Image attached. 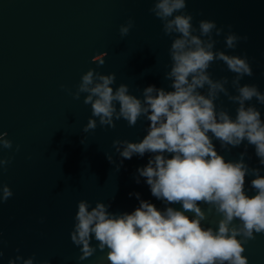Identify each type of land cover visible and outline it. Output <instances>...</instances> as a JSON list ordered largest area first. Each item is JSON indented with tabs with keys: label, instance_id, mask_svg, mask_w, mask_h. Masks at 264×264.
<instances>
[{
	"label": "water",
	"instance_id": "water-1",
	"mask_svg": "<svg viewBox=\"0 0 264 264\" xmlns=\"http://www.w3.org/2000/svg\"><path fill=\"white\" fill-rule=\"evenodd\" d=\"M153 3L0 0V134L11 141L10 148L0 145V159L10 160L0 166V190L7 185L12 192L0 201V264L9 258L15 264L27 259L33 264H109L107 249L78 260L79 247L70 239L77 203L85 200L94 207L101 202L110 212H130L138 202L129 193H139L141 199L164 207L151 196L143 178L139 184L134 179L148 154L121 164L113 145L117 140L139 141L146 132L145 118L134 126L115 118L114 127L101 126L98 118L91 117L90 105L83 103L87 94L73 96L89 69L114 74V88L126 84L138 97L148 85L170 90L166 74L174 37L164 33L163 22L149 11ZM185 4L182 12L192 15L195 34L200 20L214 21L210 33L214 51L246 58L251 68V75L238 77L216 59L207 70L226 90L214 100L217 110L234 117L237 104L229 97L238 95L239 86L254 85L264 94V0H185ZM129 19L132 27L121 37L119 27ZM228 35L237 38L232 49L225 46ZM200 91L207 95V86ZM245 104L256 107L264 120V105L255 97ZM89 118L96 120V128L84 131ZM213 142L226 160L235 161L244 153L248 166L244 189L253 194L252 170L264 175L254 147L246 141L223 148L219 141ZM198 203L205 214L202 226L215 229L221 215ZM97 243L91 241L93 247ZM243 247L247 264H264V233H254Z\"/></svg>",
	"mask_w": 264,
	"mask_h": 264
},
{
	"label": "clouds",
	"instance_id": "clouds-1",
	"mask_svg": "<svg viewBox=\"0 0 264 264\" xmlns=\"http://www.w3.org/2000/svg\"><path fill=\"white\" fill-rule=\"evenodd\" d=\"M185 7V0H154L149 9L163 22L164 33L174 37L171 67L166 74L170 90L148 85L138 97L126 84L114 88V74L89 69L80 77L73 96L78 99L80 93L87 94L83 103L90 105L91 117L98 118L101 126L114 127V118L125 120L129 126L142 116L147 121L139 141L117 140L113 145L121 164L134 155L148 154L134 179L139 184L143 178L151 196L164 205L158 208L141 199L139 193H129L135 196L137 206L130 212L113 213L104 203L92 207L80 200L70 233L72 243L79 247L80 261L97 249H107L109 264H247L243 245L254 233H264V175L259 169L252 170L254 178L249 183L254 191L249 195L244 189L248 173L244 153L235 161L226 160L213 142L219 141L223 148L246 141L264 166V120L256 107L245 104L255 97L264 105V94L254 85H241L238 95L229 97L237 104L235 116L217 110L214 100L226 90L221 82L210 78L207 70L211 62L219 59L238 77L251 75V68L246 58L214 51L215 41L210 37L216 27L214 21L200 20L199 34H195L192 15L182 12ZM131 27L130 19L121 25V37ZM236 40V36L228 35L226 48L232 49ZM205 86L207 95L200 91ZM95 128L96 120L89 118L84 131ZM4 135L0 134V145L10 148L11 141ZM9 162L0 159V166ZM11 195L9 187L2 186L0 201ZM198 202L221 215L215 229L202 226L205 214ZM176 204L180 207H173ZM92 240L98 242L95 247ZM7 264H15V260L9 258ZM23 264L33 261L27 259Z\"/></svg>",
	"mask_w": 264,
	"mask_h": 264
}]
</instances>
